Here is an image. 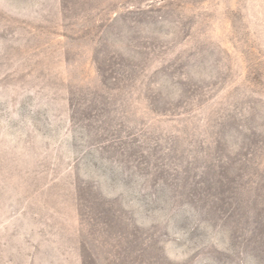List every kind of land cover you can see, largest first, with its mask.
Returning <instances> with one entry per match:
<instances>
[{"label": "rangeland", "instance_id": "rangeland-1", "mask_svg": "<svg viewBox=\"0 0 264 264\" xmlns=\"http://www.w3.org/2000/svg\"><path fill=\"white\" fill-rule=\"evenodd\" d=\"M0 264H264V0H0Z\"/></svg>", "mask_w": 264, "mask_h": 264}]
</instances>
